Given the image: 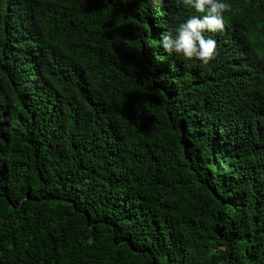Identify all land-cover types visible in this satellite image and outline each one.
<instances>
[{
	"label": "trees",
	"instance_id": "obj_1",
	"mask_svg": "<svg viewBox=\"0 0 264 264\" xmlns=\"http://www.w3.org/2000/svg\"><path fill=\"white\" fill-rule=\"evenodd\" d=\"M207 66L178 0H0V264H264V0Z\"/></svg>",
	"mask_w": 264,
	"mask_h": 264
},
{
	"label": "clouds",
	"instance_id": "obj_2",
	"mask_svg": "<svg viewBox=\"0 0 264 264\" xmlns=\"http://www.w3.org/2000/svg\"><path fill=\"white\" fill-rule=\"evenodd\" d=\"M186 9L196 14L189 16L174 29L162 34L159 41L162 51L185 61L209 65L217 56V42L205 33L222 32L226 13L230 10L229 0H178ZM160 4L162 0H152Z\"/></svg>",
	"mask_w": 264,
	"mask_h": 264
}]
</instances>
